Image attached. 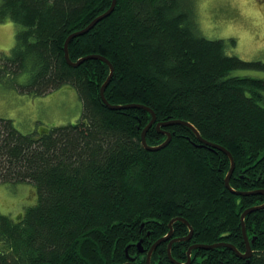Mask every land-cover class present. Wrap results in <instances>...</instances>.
<instances>
[{
	"label": "trees",
	"instance_id": "16d2710c",
	"mask_svg": "<svg viewBox=\"0 0 264 264\" xmlns=\"http://www.w3.org/2000/svg\"><path fill=\"white\" fill-rule=\"evenodd\" d=\"M112 0H0V20L23 28L10 53H0V76L44 95L65 84L83 102L82 119L43 134H24L0 119V182H31L36 204L18 220L0 215V264H148L145 252L186 219L192 238L172 245L178 262L193 244L229 243L245 252L242 214L264 204V193L241 195L226 185L264 191V79L232 76L237 69L264 71V62L226 53L224 40L208 39L186 0H117L114 11L89 32L67 38L106 12ZM234 42V41H233ZM23 78V79H22ZM147 144H169L157 151ZM160 125V126H159ZM252 256L226 246L195 249L191 264H264V208L247 214ZM150 234V235H149ZM189 234L173 223V238ZM151 240L148 243V240ZM254 239V242H253ZM171 239L151 264H175Z\"/></svg>",
	"mask_w": 264,
	"mask_h": 264
},
{
	"label": "rangeland",
	"instance_id": "374dc122",
	"mask_svg": "<svg viewBox=\"0 0 264 264\" xmlns=\"http://www.w3.org/2000/svg\"><path fill=\"white\" fill-rule=\"evenodd\" d=\"M186 2L203 36L224 40L228 55L249 62H264V0ZM22 28L11 19L0 20V53H10ZM231 75L264 79V71L259 70L237 69ZM82 115L83 102L70 84L44 95H34L21 90L10 77L0 76V119L13 120L15 127L24 134H43L53 127L75 124ZM37 200V187L31 182H0L2 216L18 220Z\"/></svg>",
	"mask_w": 264,
	"mask_h": 264
},
{
	"label": "water",
	"instance_id": "95a60500",
	"mask_svg": "<svg viewBox=\"0 0 264 264\" xmlns=\"http://www.w3.org/2000/svg\"><path fill=\"white\" fill-rule=\"evenodd\" d=\"M116 4H117V0H112V5L111 7L106 11L104 12L103 14L99 15L97 18H95L86 28L82 29V30H79L75 33H72L66 40L65 42V47H64V50H65V58L67 60V62L72 65V66H78L79 64H81L83 61L87 60V59H90V58H99L103 61H105L109 67H110V74H109V77L107 78L106 82L104 83V85L102 86L101 88V97L103 98V100L105 101V103L112 109H115V108H126V107H134V106H139V105H127V106H117V105H111L109 104V102L106 100L105 98V90L107 88V86L109 85L112 77H113V74H114V66L112 65V63L105 57L103 56H100V55H89V56H86V57H83L81 59H79L78 61L74 62L71 60L70 58V54H69V43L70 41L77 37V36H80V35H83L87 32H89L99 21L103 20L104 18L108 17L115 9L116 7ZM145 109L149 110L152 112L153 114V119L152 121L150 122V124L144 129L143 133H142V142H143V145L144 147H146L148 150L150 151H157V150H160L164 147H166L169 142L171 141V134L168 133V138L167 140L162 143L161 145H157V146H149L147 144V140H146V134H147V131L148 129L154 124V122L156 121V115L155 113L153 112V110H151L150 108H147V107H144ZM169 124H183V125H187L188 127H190L191 129H193V131L196 133V135L199 137V139L206 145H209L211 147H214V148H218L222 151H224L231 159V168H230V171L226 177V185L227 187L235 194H241V195H251V194H256V193H264V191H251V192H243V191H236L234 189L231 188L230 186V178H231V175L234 171V168H235V160H234V157L233 155L231 154L230 151H228L227 149H225L224 147H221L219 145H216V144H212L208 141H206L205 139H203L198 130L190 123L188 122H185V121H179V120H175V121H171ZM160 126V125H159ZM264 208V204L263 205H259V206H254V207H251L249 209H247L241 216V220H242V229H243V234H244V239H245V242H246V245H247V249L245 252H240L237 247L233 244H229V243H224V242H221V243H215V244H193L189 247L188 249V260L187 262L185 263H182V262H178L177 260H175L172 256V252H171V249H172V245L173 243L177 242V241H188L192 238V235H193V228L192 226L190 225V223L184 219V218H175L173 219L170 224H169V227H170V232L160 238L159 240H157L153 245L152 247L149 249L148 253H147V263L148 264H151V257H152V254L153 252L155 251V249L158 247L159 244H161L162 242L164 241H167L168 239H170L172 236H173V223H175L176 221H182L184 223L187 224V226L189 227V234L185 237H182V238H176V239H173L171 240V242L169 243V246H168V256L171 260L172 263H175V264H190L191 262V254H192V251L194 249H213V248H217V247H221V246H226V247H229L231 248L233 251H235V253L243 258V259H249L251 256H252V248H251V243L249 241V238L247 236V233H246V225H245V217L247 216V214L251 213V212H254V211H257L259 209H263ZM253 242H254V239H253ZM138 248H139V251L140 252H143L144 249H143V245H142V241H140L138 244H137ZM125 264H134L133 263V258L130 259L129 262L125 263Z\"/></svg>",
	"mask_w": 264,
	"mask_h": 264
},
{
	"label": "flooded vegetation",
	"instance_id": "af4514ba",
	"mask_svg": "<svg viewBox=\"0 0 264 264\" xmlns=\"http://www.w3.org/2000/svg\"><path fill=\"white\" fill-rule=\"evenodd\" d=\"M149 235H150V234H149ZM172 238H173V236H172ZM172 238H170V239L173 240ZM171 240H170V242H171ZM150 241H151V240L149 239V240H148V243H150ZM155 242H156V241H155ZM155 242H154V243H155ZM170 242H169V243H170ZM154 243H152V244H154ZM162 243H163V242H162ZM159 245H160V244H159ZM159 245H158V246H159ZM168 246H169V244H168ZM151 247H152V246H151ZM143 249H144V251H143L142 253L147 254L148 251H149V249H148V251H146V252H145V248H143ZM194 250H195V249H194ZM187 254H188V253H187ZM190 264H191V262H190Z\"/></svg>",
	"mask_w": 264,
	"mask_h": 264
}]
</instances>
